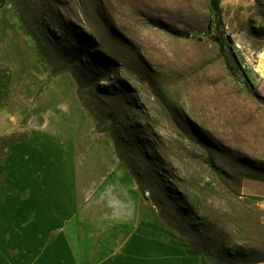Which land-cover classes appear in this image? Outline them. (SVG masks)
Instances as JSON below:
<instances>
[{
    "label": "rangeland",
    "instance_id": "rangeland-1",
    "mask_svg": "<svg viewBox=\"0 0 264 264\" xmlns=\"http://www.w3.org/2000/svg\"><path fill=\"white\" fill-rule=\"evenodd\" d=\"M220 8L216 30L210 0L0 6V208L33 230L16 258L264 262V0ZM36 132L70 144L63 230L60 148Z\"/></svg>",
    "mask_w": 264,
    "mask_h": 264
},
{
    "label": "crops",
    "instance_id": "crops-1",
    "mask_svg": "<svg viewBox=\"0 0 264 264\" xmlns=\"http://www.w3.org/2000/svg\"><path fill=\"white\" fill-rule=\"evenodd\" d=\"M34 135V136H33ZM40 135V136H39ZM43 134L37 133L32 134L30 136V140L32 142L35 140L36 142L40 139V143H38L37 149H40L42 152L43 150L48 148V143L46 141H51L53 145H56L58 148H60V230L64 229L65 225V188L70 187L72 183V179L70 178L71 174L68 176V179H65V170L70 173L72 171V164L69 163L68 166L65 165V161L69 160L70 156L66 153L67 150L70 149V144L66 142L64 137L60 136V139L53 140L49 139L46 136H42ZM43 139V140H42ZM34 141V142H35ZM33 142V143H34ZM46 142V143H44ZM31 143V142H30ZM35 145V144H34ZM37 145V144H36ZM15 156V153L10 154L7 159L10 161ZM41 162L48 163V158L45 160L41 159ZM67 184V186H66ZM11 210V209H10ZM6 210V208H0V264H34L33 259H27L26 257L23 259L16 258L15 254L13 255L11 251L16 250L17 246H32L31 240L27 243V234L32 235V215H29L30 221L29 225L26 224L25 218L26 216H23L24 224L23 226L18 227L17 224V213L16 210L10 211ZM18 228L21 231H18ZM19 232V233H18ZM24 234V238L21 237L20 242H18V234ZM26 250V248H24ZM193 257H189L188 260L192 261ZM198 264H206L203 263L201 260H197ZM255 264H264V262L261 263H255Z\"/></svg>",
    "mask_w": 264,
    "mask_h": 264
},
{
    "label": "trees",
    "instance_id": "trees-1",
    "mask_svg": "<svg viewBox=\"0 0 264 264\" xmlns=\"http://www.w3.org/2000/svg\"><path fill=\"white\" fill-rule=\"evenodd\" d=\"M7 0H0V6H2ZM210 7L213 11V26L216 28V30H219L221 26L223 25V18H222V10L220 8V0H210ZM254 95L258 98L263 100L264 98L256 91H253Z\"/></svg>",
    "mask_w": 264,
    "mask_h": 264
},
{
    "label": "bare ground",
    "instance_id": "bare-ground-1",
    "mask_svg": "<svg viewBox=\"0 0 264 264\" xmlns=\"http://www.w3.org/2000/svg\"><path fill=\"white\" fill-rule=\"evenodd\" d=\"M258 55H259L260 60L255 65V68L258 73L264 76V50H262L261 52H258Z\"/></svg>",
    "mask_w": 264,
    "mask_h": 264
}]
</instances>
